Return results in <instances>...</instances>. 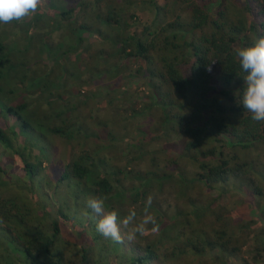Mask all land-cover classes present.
Segmentation results:
<instances>
[{
  "label": "trees",
  "instance_id": "trees-1",
  "mask_svg": "<svg viewBox=\"0 0 264 264\" xmlns=\"http://www.w3.org/2000/svg\"><path fill=\"white\" fill-rule=\"evenodd\" d=\"M101 1L70 0L66 8L52 13L58 22L51 26L63 36L60 28L68 23L73 48L81 46L87 34H106L102 25L91 23L90 12L96 14L95 21L99 22L100 16L104 17L103 22L112 23L116 11L107 3L109 11L106 15L100 14L101 8L95 5ZM144 7L154 10L152 24L143 26L139 34L127 35L124 41L117 36L110 49L106 47L110 38H103L93 46L103 58V64L90 65L87 59L78 57L77 68L74 67L71 74H74V83L88 74V82L102 84L108 73L127 68L128 61H144V67L138 66L150 93L144 101L157 125L153 131L142 129L137 143H131L121 151L136 149L140 141L166 140L163 157L154 163V178L156 174L161 192H164L163 182H178L176 194L189 199L190 205L186 212L173 206L172 217L164 216L159 223L161 231L174 228L171 244L166 246L169 241L163 240L153 243L145 238L144 232L136 230L137 238L117 242L103 237L87 222L92 243L79 246L61 237L58 218L36 208L31 201L33 198L29 200L30 192L16 185L20 183L18 179L16 183L4 180L8 192L0 194V264H224L225 258L238 254L245 245L257 255L264 252V226L252 228L257 223L254 219L239 224L233 222L226 205L216 203L214 198L202 200L198 194H189L187 184L196 182L210 192L216 190L218 183L238 188L235 184L244 183L250 190L244 193L251 205L250 215H264V204H259V209L254 206L260 193L255 187L252 190L253 175L264 179V122L253 121L251 113L239 106L246 83L235 55L238 49L250 47L259 38H264V0H165L161 4L149 0ZM113 29H116L115 24ZM91 46L84 48L85 51ZM6 47L0 37V78L3 77L4 62L8 61L2 55ZM110 55L116 62L108 67ZM127 73L132 80L137 79L131 69ZM18 106L26 107L24 104ZM19 117L23 126L32 130L41 126L37 122L33 125L20 113ZM77 124L74 118L66 117L59 123L52 122L47 130L73 140L81 132L80 128L74 127ZM9 141L0 126V143L13 148ZM180 143L181 153L166 160L164 150ZM92 159L87 152L77 154L59 170L56 183L67 182L75 190L72 203L78 206L74 208L85 207V218L88 216L93 222L102 217L87 208V200L103 199L105 210L110 211L118 209L127 200L136 205L142 194L154 188V178H146L127 189L117 179L126 167L105 173L97 170ZM182 159L195 165L193 175L187 176L177 167ZM164 160L163 165L160 161ZM40 166V161L37 164L25 161V176L34 178ZM166 168L173 171H166ZM9 186H13V190ZM65 205L63 200L56 213L68 218L63 211ZM153 220L158 224L156 219ZM250 233L253 234L251 239ZM155 247L166 253H156ZM213 249L220 251L221 261L218 255L208 257L209 262L205 260V255ZM223 252H227L228 257H223L226 255Z\"/></svg>",
  "mask_w": 264,
  "mask_h": 264
},
{
  "label": "rangeland",
  "instance_id": "rangeland-1",
  "mask_svg": "<svg viewBox=\"0 0 264 264\" xmlns=\"http://www.w3.org/2000/svg\"><path fill=\"white\" fill-rule=\"evenodd\" d=\"M69 1L40 0L36 11L30 15L19 21L0 24V37L7 46L2 55L8 60L4 62L6 65L2 67L4 73L0 78V126L13 147L0 143V169H2L0 194L8 192L4 180L16 183L18 179L20 183L16 185L30 192L29 200L34 199L31 201L36 208L40 211L46 210L53 218H58L62 238L79 246H89L92 243L90 237L92 232L87 227V222L96 227L99 221L93 222L88 216L85 218V207L74 208L78 206L72 203L75 190L67 182L63 185L56 183L59 170L77 154L87 152L92 156L97 170L101 172L109 173L116 168L126 167L125 171L119 172L117 179L120 185L123 184L129 189L144 182L146 178H154L152 172L154 163L163 157L162 149H165L166 140L153 138L151 141H140L136 149L121 151L131 143H137L136 139L141 136L142 129L153 131L157 125L153 116H150L151 110L146 108L148 103L144 101L146 96H150L147 81L138 70L139 65L144 67V61H128L127 68H119L114 74L108 73L107 79H104L102 84L88 82V74L84 79L74 83V74H71L77 68L78 57L87 59L90 65L99 62L103 64V58L93 49V46L100 43L103 38H110V43L106 45L110 49L117 36L122 37L124 41L127 35L139 34L143 26L152 24L155 18L154 10L144 7L149 0H102L97 3L95 7L101 8L99 13L102 15H106L109 11L106 8L107 3L114 7L116 23L112 20L111 24H115L116 29L114 30L113 27L110 29L103 22L104 17L97 15L100 23L95 21L96 14L90 12L93 19L91 23L102 25L106 34H87L86 40L82 39L81 46L75 48L71 45L72 37L68 34V23L65 22V27L60 28L63 36L51 26L58 22L52 13L66 8ZM154 1L159 4L165 2V0ZM132 14L135 17H132ZM88 46L92 49L90 47L85 51L84 48ZM115 62L113 55H110L108 67ZM129 69L137 79L132 80L133 77L127 75ZM20 104L26 107H19ZM9 106L12 108L8 109ZM19 113L33 125L37 122L41 126L36 130L23 126ZM58 114L60 116L57 117ZM66 117L74 118L78 123L74 127L81 129L73 140H67L47 130L52 122L59 123ZM181 150V143L170 146L164 150L165 159H173L181 153ZM166 160L160 161L161 164L164 165ZM25 161L35 164L37 161L41 162L33 180L25 176ZM177 167L187 176L195 172V165L186 159L179 161ZM165 170L173 171L172 168ZM156 177L155 174L154 188L142 194L136 205L127 200L118 209L105 210V213L117 212L122 243L137 238L136 226L133 223L139 225L145 217L150 216L156 219L158 224L150 222L145 225V238L153 243L163 240L169 241L166 246L171 244L170 238L174 235V228H164L161 231L162 227L159 223L164 216L172 217L173 206H177L180 211H188L189 199L180 198L176 194L179 183L174 180L163 182L164 192H161L159 190L161 185ZM252 178L254 181L252 190L255 187L260 193V198L254 200V206L259 209V204H264V179L260 180L257 175H253ZM239 183L235 184L239 185V188L218 183L216 190L208 192L199 183L198 186L196 182H187L190 186L189 194H198L202 200L214 198L216 203L226 205L233 222L239 224L254 219L257 223L255 226L252 225V228H263L264 215H250L251 205L244 197V193L250 190L245 188L244 183ZM9 188L13 190V186ZM149 198H151L150 205ZM63 200L66 203L64 207L62 206L63 211L68 218L58 216L56 213L58 205ZM79 202L75 201L77 204ZM133 211L136 213L135 218L128 225H124L122 221ZM153 228L156 230L153 231ZM252 236L253 234L250 233V239ZM155 251L166 253L158 247H155ZM219 253L218 249L209 250L208 256L205 255L204 258L209 262L211 255H218L221 261L222 257ZM223 253L226 254L223 257H228L227 252ZM224 264H264V252L257 255L256 251L249 250L245 245L238 254L225 258Z\"/></svg>",
  "mask_w": 264,
  "mask_h": 264
},
{
  "label": "clouds",
  "instance_id": "clouds-1",
  "mask_svg": "<svg viewBox=\"0 0 264 264\" xmlns=\"http://www.w3.org/2000/svg\"><path fill=\"white\" fill-rule=\"evenodd\" d=\"M39 3L40 0H0V24H7L13 20L19 21L36 11ZM104 23L110 29L113 27L110 22ZM235 55L239 59L241 71L245 74L244 82L246 83L239 106L251 113L253 121L264 122V38H259L250 47L238 49ZM148 204H151V198L148 199ZM86 206L102 217L96 225L97 232L105 238L119 242L121 235L117 212L105 213V201L99 198L87 200ZM135 216L136 213L131 212L122 223L128 225ZM150 222L154 223L152 217H145L135 230L143 233L145 225ZM155 230L153 228V231Z\"/></svg>",
  "mask_w": 264,
  "mask_h": 264
}]
</instances>
